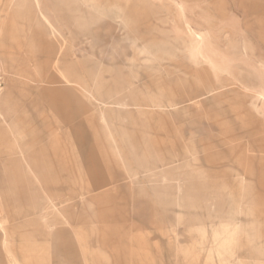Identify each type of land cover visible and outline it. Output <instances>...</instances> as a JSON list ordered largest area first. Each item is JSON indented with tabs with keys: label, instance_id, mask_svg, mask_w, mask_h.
Instances as JSON below:
<instances>
[{
	"label": "rangeland",
	"instance_id": "rangeland-1",
	"mask_svg": "<svg viewBox=\"0 0 264 264\" xmlns=\"http://www.w3.org/2000/svg\"><path fill=\"white\" fill-rule=\"evenodd\" d=\"M36 226L50 264H264V0H0L2 264Z\"/></svg>",
	"mask_w": 264,
	"mask_h": 264
},
{
	"label": "crops",
	"instance_id": "crops-1",
	"mask_svg": "<svg viewBox=\"0 0 264 264\" xmlns=\"http://www.w3.org/2000/svg\"><path fill=\"white\" fill-rule=\"evenodd\" d=\"M49 133H51V132H49ZM49 133H47L46 137L48 139H53L52 137H50L52 134L49 136ZM49 141H51V140H49ZM34 146H36V143L33 145V147ZM38 152H39L40 157L38 154L35 155V158L33 161V169L40 171V172L45 170V171H49L50 173H53L55 170L54 169V159H53V155L50 156V154H49L48 145L47 146L40 145ZM39 158H40V160H39ZM1 182H3V184H8V185L14 184V181L10 180L8 178L1 180ZM260 183L262 184L261 180H260ZM44 184L46 185L45 189H50V186L58 185V184H60V181H58L57 178L51 177V178L46 179ZM34 208H35V206H33V210H34ZM27 210H29V212H30L31 208H28L25 211L15 213L18 215H15L14 213L8 212V213H6V218L9 216H11V217L13 216V218H16V223H19L22 225L23 224H32L31 220L25 219L27 217V214L29 213V212H27ZM33 213H35V211H33ZM21 218H24V219H21ZM244 221H241V222H244ZM247 223H249V222L246 221L245 224H247ZM54 236L65 237V238H63L64 239L63 243L56 246V251L58 252V254L60 252V254L63 253V254H66L68 257H70L71 256V247H73V244L71 243V241L69 242L68 237H67V233L65 231L60 230V231H57L56 234H50L49 232H46L45 230H43V228L40 226H36V229L33 232L27 234V237H25V238L21 237L20 238L22 240L29 241V243L26 244L25 247L19 246V248L17 250H16V247H14L13 250H9V254L12 255L15 258V260L19 258L23 264H50L49 258L47 257V260H46V258L44 257V254L47 252V247H46L47 244L46 243L48 241H50L51 239H54L55 238ZM13 237L14 236L7 238L6 233H4V232L0 236V244L2 245V247L6 251H7V249H6L5 241L7 239L11 240V238H13ZM34 238H36V239H34ZM16 251H17L18 255H17ZM38 252H42V255L39 257L36 256L35 258H33V255L35 253H38ZM262 254H263L262 250H260L259 248H256V247L253 248L252 256H254L255 259H259V261H261V259H264L261 257ZM58 259H59V257L57 255H55L54 256L55 264H59ZM0 264H2L1 258H0Z\"/></svg>",
	"mask_w": 264,
	"mask_h": 264
}]
</instances>
